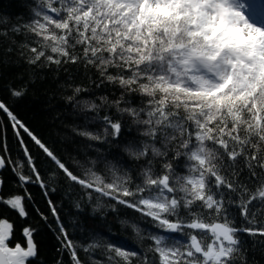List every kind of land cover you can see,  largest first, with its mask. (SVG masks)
<instances>
[{"label": "snow or ice", "instance_id": "1", "mask_svg": "<svg viewBox=\"0 0 264 264\" xmlns=\"http://www.w3.org/2000/svg\"><path fill=\"white\" fill-rule=\"evenodd\" d=\"M32 13L30 22L12 28L39 38L29 64L41 58L82 63L99 73L96 87L107 83L118 91L96 102L77 99L87 89L76 87L67 99L95 113L90 122L100 121L102 131L74 130L77 135L119 151L115 163L106 161L110 176L96 170V160L77 175L0 100L16 135L22 129L46 157L34 158L24 147L27 159L16 163L31 175L13 169L21 185L45 188L40 166L48 163L89 201L97 193L133 209L158 232L184 237L145 235L138 222L121 220L123 229L149 241L147 252L129 250L110 232L80 246L86 254L101 250L105 259L89 256L92 264H157L155 257L158 264H233L244 250L240 234L264 237V0H34ZM9 91L24 95L23 89ZM101 109L114 111L101 115ZM129 124L136 134L122 139ZM121 153L139 162L135 178L120 165ZM6 163L13 162L0 156V169ZM25 199L32 197L0 195V204L27 217ZM47 203L62 246L73 264H84L57 209ZM12 231V223L0 219V264H34V229H23L26 247L10 246Z\"/></svg>", "mask_w": 264, "mask_h": 264}, {"label": "trees", "instance_id": "2", "mask_svg": "<svg viewBox=\"0 0 264 264\" xmlns=\"http://www.w3.org/2000/svg\"><path fill=\"white\" fill-rule=\"evenodd\" d=\"M259 2V0H258ZM34 0H0V100L5 101L17 118L38 138H40L75 174L80 175L89 161H98L96 170L105 177L110 176L106 161H112V155L119 149L112 143H99L86 137L77 135V131L87 129L99 132L100 121L90 122L95 113L81 109L79 105L68 102L76 87L87 89L77 99L95 100L102 95L112 96L115 91L113 85L105 83L96 87L99 82V73L95 68L85 67L82 63H62L60 65L48 63L44 58L37 64H29L28 59L33 56L31 47H37L39 38L21 28L15 33L14 26H21L33 17L32 5ZM7 33L5 36L4 33ZM51 54L46 50V55ZM10 89L24 90L21 97H13ZM140 97H136L139 103ZM114 110L101 109V115L112 114ZM11 121L0 112V155L10 159L13 163L7 164L0 173L3 181L0 195L8 198L12 195H31L29 201L25 199L27 217H20L16 210L7 205L0 204V219H7L13 225L10 246L19 243L26 247L24 228L34 229L33 240L37 245V257L34 264H73L70 252L62 246L58 239L54 217L51 215L48 200L66 226L70 238L78 246V256L84 264H92L93 259L103 260L100 249L86 254L81 245H88L94 240L106 236L110 232L116 238L123 240L129 250L145 253L148 240L140 238L130 230L121 227V220L136 221L140 224L145 235L163 234L172 241H183L179 234L160 233L153 229L151 224L141 219L140 214L133 209L116 204L107 197L93 194L89 201L79 185L69 181L54 165L44 163L40 166L42 179L46 185L41 188L38 183L29 182L21 185L14 168L31 175L27 166L19 169L27 159L24 147L30 150L34 158L45 160L46 157L38 155L41 150L31 138L19 129L20 136L16 135ZM77 130V131H74ZM135 135V126L129 124L122 133V139ZM21 139L24 144L21 145ZM120 165L129 169L133 177L138 175V163L121 153ZM78 162V163H77ZM115 163L116 161H112ZM246 172L241 178H245ZM47 192V195H45ZM99 197V199H97ZM128 199V198H126ZM79 203L80 207L76 205ZM112 205H115V211ZM40 209L48 216V221L40 219L36 209ZM233 215L237 219V226H241L242 218L233 208ZM244 250L237 254L233 264H264V237H252L247 233L240 234ZM150 258L154 254L148 253ZM158 264V257H155Z\"/></svg>", "mask_w": 264, "mask_h": 264}, {"label": "water", "instance_id": "3", "mask_svg": "<svg viewBox=\"0 0 264 264\" xmlns=\"http://www.w3.org/2000/svg\"><path fill=\"white\" fill-rule=\"evenodd\" d=\"M0 156H1V155H0ZM2 170H3V169H0V173H1ZM0 181H1V180H0ZM0 191H1V187H0ZM11 240H12V237H11V239H10V241H9V244H10Z\"/></svg>", "mask_w": 264, "mask_h": 264}]
</instances>
